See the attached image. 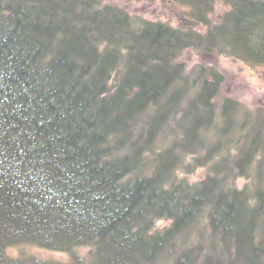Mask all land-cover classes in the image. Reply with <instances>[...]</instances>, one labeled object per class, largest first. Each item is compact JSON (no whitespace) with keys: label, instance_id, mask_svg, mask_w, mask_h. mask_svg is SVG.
I'll return each instance as SVG.
<instances>
[{"label":"trees","instance_id":"obj_1","mask_svg":"<svg viewBox=\"0 0 264 264\" xmlns=\"http://www.w3.org/2000/svg\"><path fill=\"white\" fill-rule=\"evenodd\" d=\"M177 1L205 32L0 0V264H264V109L180 61L264 66V0ZM28 245L67 262L7 254Z\"/></svg>","mask_w":264,"mask_h":264},{"label":"rangeland","instance_id":"obj_2","mask_svg":"<svg viewBox=\"0 0 264 264\" xmlns=\"http://www.w3.org/2000/svg\"><path fill=\"white\" fill-rule=\"evenodd\" d=\"M103 4H110L124 9L129 14L139 15L151 21L168 23L173 27H190L199 32L206 28L189 17L192 9L177 0H102ZM228 10L227 6L216 4V20ZM180 61L188 70L202 66H213L224 76L218 100L232 98L251 107L264 109V66L251 67L242 62L217 54H199L196 51H186L180 56ZM204 171L200 170L192 177L193 181L203 178ZM169 222L159 221L157 228L169 226ZM32 254L41 260H56L67 262L65 254L36 246L13 247L7 251L10 257L20 254ZM12 254V255H11Z\"/></svg>","mask_w":264,"mask_h":264}]
</instances>
